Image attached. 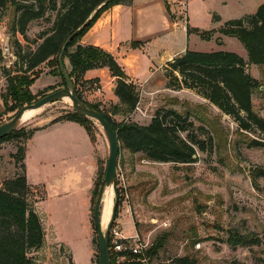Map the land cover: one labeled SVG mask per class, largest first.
I'll return each instance as SVG.
<instances>
[{
  "label": "rangeland",
  "instance_id": "rangeland-1",
  "mask_svg": "<svg viewBox=\"0 0 264 264\" xmlns=\"http://www.w3.org/2000/svg\"><path fill=\"white\" fill-rule=\"evenodd\" d=\"M262 1L189 0L187 4V0H179L169 10L175 20L185 22L188 15L189 24L212 29L229 19L253 13ZM54 15L55 11H51L44 18L29 22L25 40L23 34L10 29L11 9L0 10V124L9 121L15 113L4 107L5 99L8 105L11 103L4 69L11 75L21 72L24 66L16 55L17 48L22 54L33 51L37 45L33 42L35 36L52 26ZM216 17L220 20L218 23ZM182 42L186 44L185 37ZM188 45L190 50H226L242 56L247 62L246 71L259 83L251 96L252 108L264 119V65L248 63L246 50L237 38L215 32L210 40L191 36ZM53 69L56 73V65L49 61L26 74L33 80L26 87L35 95L32 102L65 87L62 77L53 74ZM162 70L155 87L143 90L137 86L139 102L132 113L127 117L111 115V118L117 122L125 119L145 124L159 109L178 111L186 117L188 125L181 135L197 142L195 161L157 162L145 158L141 152L119 149L113 187L110 185L119 201L111 231L114 229L126 236L138 234L151 246L161 240L162 244L152 255L158 261L186 257L185 264H264V133L255 127L239 128L229 114L194 89L166 87L169 82L173 83L169 65ZM87 84L84 81L77 87L82 101L97 104L109 112L113 103L106 99L103 103L97 102L93 92H84ZM37 110L29 120L18 121L12 130L43 126L66 112H73L74 108L66 97ZM89 119L97 168L86 208L82 205L81 190L66 194V185L57 183L61 164L56 166L53 172L56 174L37 166L38 149L33 144L39 148L42 140L34 138L27 144L22 138L0 142V186L4 179L21 172L12 157L18 145L35 154L24 161V166L27 178L38 184L31 185L34 197L40 201L34 204V209L41 218L45 241L42 248L29 255L41 264H98L93 204L104 176L109 146L101 125ZM113 201L114 194L112 204ZM105 227L106 224L103 231ZM235 238L242 243L232 245L230 239Z\"/></svg>",
  "mask_w": 264,
  "mask_h": 264
},
{
  "label": "trees",
  "instance_id": "trees-1",
  "mask_svg": "<svg viewBox=\"0 0 264 264\" xmlns=\"http://www.w3.org/2000/svg\"><path fill=\"white\" fill-rule=\"evenodd\" d=\"M58 2L57 0H0L1 12L7 9L12 11L11 31L23 34L25 40L29 22L44 18L48 12L55 11L52 26L41 30L35 36L33 42L37 45L33 51L22 54L21 49L17 48L16 55L24 66L19 70L21 72L11 75L7 69H4L11 96L9 105L8 101L4 100L5 110L16 113L24 104L32 103L35 95L26 87L33 80L28 79L26 74L44 62L50 61L56 65V73L62 77V84L67 86L59 67L58 56L68 39L63 58H68L70 69L64 68V70L75 87L79 102L101 113L111 124L116 132L119 149L141 152L151 161L194 162L196 153L194 145L197 142L189 136L181 135L187 130L188 125L186 117L178 111L159 109L145 124L125 119L117 122L111 118V115L116 114L127 117L133 112L139 101L137 86L129 80L123 67L110 52L97 46L79 43L81 36L104 10L115 4H130L131 0H60ZM186 29L187 33H195L203 40H210L215 32L235 37L244 46L248 63L264 65V1L253 13L229 19L217 29H200L189 24L186 25ZM139 44L133 43L135 47ZM167 64L170 67V78L173 80V83L169 82L167 87L194 89L222 112L229 114L238 123L239 128L248 130L255 127L264 133V119L253 110L251 100L259 83L246 71L247 62L242 56L226 50L186 49ZM99 67H107L115 77L114 94L118 98V103L113 104L109 112L101 110L97 104L82 101L77 91L78 85L84 82V72ZM52 73L56 74L54 69ZM60 120L79 123L86 130L90 140L94 141L92 121L86 116L74 110L56 117L51 122ZM36 129L37 127L29 130L24 128L11 130L0 138V142L19 138L26 142ZM24 154V145H18L12 157L21 172L4 179L0 186V264H41L33 255H29L31 251H38L43 247L45 231L41 218L34 209L38 199L34 197V188L27 180ZM41 199L42 197L39 200ZM116 203H119L117 195ZM230 243L236 245L242 241L235 238L230 239ZM161 244V240L155 242L150 247L149 254L155 255ZM186 259L181 257L177 261L179 264H185ZM113 260L110 256V264H116Z\"/></svg>",
  "mask_w": 264,
  "mask_h": 264
},
{
  "label": "crops",
  "instance_id": "crops-1",
  "mask_svg": "<svg viewBox=\"0 0 264 264\" xmlns=\"http://www.w3.org/2000/svg\"><path fill=\"white\" fill-rule=\"evenodd\" d=\"M178 1L131 0L130 4H115L100 14L81 36L79 43L97 46L110 52L123 67L129 80L139 88L144 90L155 87L162 68L189 49L190 37L197 35L187 33L188 15L185 22L172 18L170 11L177 6ZM213 14L218 15L215 12ZM215 21L218 23L220 20ZM184 37L186 44L182 42ZM135 42L140 43L139 46L135 47ZM65 58L68 59L63 58L64 68L69 70L70 64L69 61L65 63ZM83 81L88 83L83 88L84 92H93L97 102L103 103L106 99L113 104L118 103L114 94L115 77L107 67L86 70ZM34 138L42 140L39 148L37 144H33L38 149L37 166L53 173L56 166L61 164V170L56 176L57 183L66 185V194L81 190L82 205L86 208L89 205V193L97 165L95 146L84 127L70 120L49 122L37 127L26 140V144ZM33 155L35 154L26 147L24 161L27 162ZM27 180L30 184L38 185L31 182L29 177Z\"/></svg>",
  "mask_w": 264,
  "mask_h": 264
},
{
  "label": "water",
  "instance_id": "water-1",
  "mask_svg": "<svg viewBox=\"0 0 264 264\" xmlns=\"http://www.w3.org/2000/svg\"><path fill=\"white\" fill-rule=\"evenodd\" d=\"M68 39L62 46V49L58 56L59 67L63 73V76L66 80L67 86L61 89H57L46 93L45 95L41 96L37 100L32 103L23 105L14 115L13 117L5 122L0 124V138L5 136L9 133L16 125V123L21 119L23 112L27 109L37 110L44 106L45 104L54 102L55 100L68 97L71 105L73 106L74 110L89 118L95 119L102 127L109 146V153L108 158L105 166L104 176L102 182L98 189V194L93 204V220L94 226L97 231L98 236V264H110V254L108 249V236L111 225L115 219L116 214V192L113 190V194L115 196V201H113L110 217L106 223L105 230L103 231L101 227V206L103 201V195L105 192V188L110 186L113 183V180L116 175V162L117 156L119 151V142L116 136V132L111 126V124L96 110L90 109L87 106L82 105L76 95L75 87L72 84L71 80L69 79L67 73L64 70L63 64V52L66 48ZM113 187V184H112Z\"/></svg>",
  "mask_w": 264,
  "mask_h": 264
},
{
  "label": "built area",
  "instance_id": "built-area-1",
  "mask_svg": "<svg viewBox=\"0 0 264 264\" xmlns=\"http://www.w3.org/2000/svg\"><path fill=\"white\" fill-rule=\"evenodd\" d=\"M149 241L141 239L138 234L126 236L110 229L108 236L109 254L116 263L124 264H179L175 259L158 261L149 254Z\"/></svg>",
  "mask_w": 264,
  "mask_h": 264
},
{
  "label": "bare ground",
  "instance_id": "bare-ground-1",
  "mask_svg": "<svg viewBox=\"0 0 264 264\" xmlns=\"http://www.w3.org/2000/svg\"><path fill=\"white\" fill-rule=\"evenodd\" d=\"M37 111L38 110H33V109L25 110L19 121L29 120L30 118H32L37 113ZM112 195H113V192H112L111 186H107L105 188L102 206H101V209H102V211H101V227H104L105 224L107 223L108 219H109L110 209L112 206Z\"/></svg>",
  "mask_w": 264,
  "mask_h": 264
}]
</instances>
